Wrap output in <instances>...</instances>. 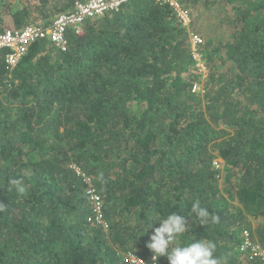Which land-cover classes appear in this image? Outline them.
I'll return each mask as SVG.
<instances>
[{"label": "trees", "instance_id": "trees-1", "mask_svg": "<svg viewBox=\"0 0 264 264\" xmlns=\"http://www.w3.org/2000/svg\"><path fill=\"white\" fill-rule=\"evenodd\" d=\"M85 1L0 0V31L49 27ZM174 1L203 38L202 93L186 28L164 0L85 20L63 51L35 41L13 68L0 50V264L147 260L153 222L174 211L192 229L181 242L214 240L221 264H261L239 250L243 231L264 248V0ZM75 168L107 228L88 221ZM196 199L219 223L195 225Z\"/></svg>", "mask_w": 264, "mask_h": 264}, {"label": "built area", "instance_id": "built-area-1", "mask_svg": "<svg viewBox=\"0 0 264 264\" xmlns=\"http://www.w3.org/2000/svg\"><path fill=\"white\" fill-rule=\"evenodd\" d=\"M131 1L133 0H87L85 2H76L71 12L58 15L49 27L31 25L17 31L10 29L0 31V50L8 51L5 56V64L10 68L15 67L25 55L28 46L39 40H47L63 51L67 44L66 32L68 29H72L76 35H81L85 20L101 17L107 12L117 11L122 5ZM164 1L168 2L175 9L183 26L186 27L190 23L189 13L181 9L174 0ZM201 44L202 40L200 36L192 33L189 42L192 58L194 63L196 61L200 63L201 61L202 66L204 65L205 68L203 57L199 52ZM214 166L216 169L218 168L216 163H214ZM75 170L83 178L86 185L85 195L92 206V219L89 218L88 221L92 220L107 228V225L103 221L102 201L96 193L91 179L81 174L77 168ZM242 237L243 242L239 251L242 253L248 252L249 258H255L261 264H264V248L254 243L247 231L242 232ZM127 260L131 264H152L151 258L145 260L135 255H128ZM156 264H159V262L157 261Z\"/></svg>", "mask_w": 264, "mask_h": 264}, {"label": "clouds", "instance_id": "clouds-1", "mask_svg": "<svg viewBox=\"0 0 264 264\" xmlns=\"http://www.w3.org/2000/svg\"><path fill=\"white\" fill-rule=\"evenodd\" d=\"M9 185L8 190H15L18 195H23L26 192L22 180L11 179ZM6 207L5 203L0 202V212L6 210ZM192 216L199 221L195 225L202 227L209 223H219V217L210 213L206 207H202L199 199L194 200L191 205V215L188 217L192 219ZM153 223H158L159 226L152 228V224H149L145 231L146 233L152 228V233L145 243V247L152 254V264H156L161 257L166 258L168 264H221L220 258L216 255L217 245L214 240L197 239L196 236L191 235L189 242H181L180 237L185 236L186 232L192 231L188 227L185 216L174 211Z\"/></svg>", "mask_w": 264, "mask_h": 264}, {"label": "rangeland", "instance_id": "rangeland-1", "mask_svg": "<svg viewBox=\"0 0 264 264\" xmlns=\"http://www.w3.org/2000/svg\"><path fill=\"white\" fill-rule=\"evenodd\" d=\"M185 28H186L187 40H188V44H189V42H190V35L192 33L198 35L199 33L194 28V26L192 25L191 20H190V23ZM198 36H200V35H198ZM200 38L202 40V44L199 46V52L201 51V47L203 45V38L201 36H200ZM207 71L208 70H207L206 65H205V68H204V65L202 66L201 61H200V63H199V61H196L194 63V72H195V75L198 78V81H196L194 83V85H193V91L194 92H196V93H202L203 92V89H204L203 86H204V82H205V79H206V76H207ZM214 163H216L218 165V168L217 169L220 171L219 172V176L221 177L222 174L224 173V165H223V163H222V161L220 159H215Z\"/></svg>", "mask_w": 264, "mask_h": 264}, {"label": "crops", "instance_id": "crops-1", "mask_svg": "<svg viewBox=\"0 0 264 264\" xmlns=\"http://www.w3.org/2000/svg\"><path fill=\"white\" fill-rule=\"evenodd\" d=\"M6 28H8V29H12V27L9 28L8 26H7Z\"/></svg>", "mask_w": 264, "mask_h": 264}]
</instances>
